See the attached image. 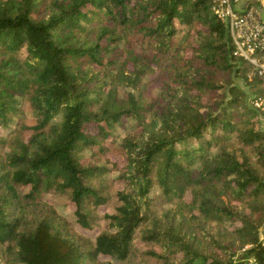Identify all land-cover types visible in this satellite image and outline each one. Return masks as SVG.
<instances>
[{
    "label": "trees",
    "instance_id": "obj_1",
    "mask_svg": "<svg viewBox=\"0 0 264 264\" xmlns=\"http://www.w3.org/2000/svg\"><path fill=\"white\" fill-rule=\"evenodd\" d=\"M210 5L0 0V264H264V111Z\"/></svg>",
    "mask_w": 264,
    "mask_h": 264
},
{
    "label": "built area",
    "instance_id": "obj_2",
    "mask_svg": "<svg viewBox=\"0 0 264 264\" xmlns=\"http://www.w3.org/2000/svg\"><path fill=\"white\" fill-rule=\"evenodd\" d=\"M212 13L224 23L233 45L232 54L253 66L264 77V0H211ZM249 105L264 111V95L252 94Z\"/></svg>",
    "mask_w": 264,
    "mask_h": 264
},
{
    "label": "rangeland",
    "instance_id": "obj_3",
    "mask_svg": "<svg viewBox=\"0 0 264 264\" xmlns=\"http://www.w3.org/2000/svg\"><path fill=\"white\" fill-rule=\"evenodd\" d=\"M254 77H255V74L253 72V69L250 70L249 68L246 71H243V72L240 71L238 74H235L233 77V82L242 91L245 101L246 100L248 101L249 97L253 94L252 91L257 89L256 87L257 85H255V82L253 81L251 82V80H254ZM249 81L251 82V84H249ZM258 88H260V86ZM118 89H119L118 91H120L121 87H118ZM156 92L157 90L154 92V94H156ZM26 117H27L26 122H30L33 119L32 113L30 112L26 114ZM260 124L262 128L264 129V118H262L261 116H260ZM135 126H136V121L129 119L127 121H124L122 125L116 126L114 130V134H116L117 139H120L124 137L127 133H130L132 130H134ZM84 153L88 154V151H85ZM100 163H103V161L101 160ZM157 191L158 190L156 189V187H153L148 193V196H153L154 194L157 193ZM49 200L54 204L56 209L62 214H70L71 211L73 210V205H69L67 203V199L64 197L58 198V197L51 196L49 197ZM171 207L172 206L168 204L157 207V215L159 216L162 215L163 213H165L166 210L170 209ZM101 212H112V208L110 206H103L101 208ZM263 226H261L262 228H260L261 239H264V227ZM78 229L83 234H86L89 236H94L98 233V229L89 230V231L82 230L81 228H78ZM242 250L243 249H240V251ZM249 264H254V261L250 260Z\"/></svg>",
    "mask_w": 264,
    "mask_h": 264
},
{
    "label": "water",
    "instance_id": "obj_4",
    "mask_svg": "<svg viewBox=\"0 0 264 264\" xmlns=\"http://www.w3.org/2000/svg\"><path fill=\"white\" fill-rule=\"evenodd\" d=\"M247 1H256V0H247ZM261 11H262V17H263L262 19L264 21V9H262Z\"/></svg>",
    "mask_w": 264,
    "mask_h": 264
}]
</instances>
